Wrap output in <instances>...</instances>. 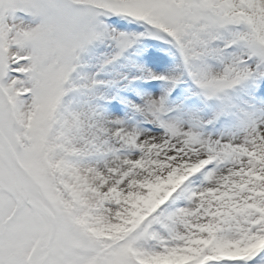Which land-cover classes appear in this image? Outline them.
<instances>
[{
	"label": "snow or ice",
	"instance_id": "1",
	"mask_svg": "<svg viewBox=\"0 0 264 264\" xmlns=\"http://www.w3.org/2000/svg\"><path fill=\"white\" fill-rule=\"evenodd\" d=\"M0 264H264V0H0Z\"/></svg>",
	"mask_w": 264,
	"mask_h": 264
}]
</instances>
